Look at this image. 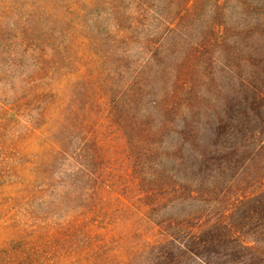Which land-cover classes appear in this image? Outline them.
Segmentation results:
<instances>
[{"label":"trees","instance_id":"obj_1","mask_svg":"<svg viewBox=\"0 0 264 264\" xmlns=\"http://www.w3.org/2000/svg\"><path fill=\"white\" fill-rule=\"evenodd\" d=\"M200 1L177 0L182 5L176 18H191L203 9ZM210 1L211 24L198 41H189L191 49L172 75L171 90L161 95L154 90L161 75L147 79L146 67L128 78L121 69L113 70L115 77L104 81L99 97L122 145H106L94 131L98 119H84L83 107L79 117L74 116L77 105L74 112L58 107L61 103L51 105L61 117L49 113L57 125L49 133L50 156L42 163L50 168L64 159L58 174L72 180L77 176L92 199V207L83 205L78 211L88 254L78 264H264V53L261 44L250 49L260 40L264 0ZM229 1L235 2L240 18L252 21L231 24V29ZM111 18L118 23L122 16ZM149 50L164 53L165 37ZM109 57L113 54L104 57L105 63ZM203 64L209 69H199ZM217 80L223 84H215ZM203 84L215 87L202 89ZM48 89L52 91L38 87L37 92L41 97ZM148 94H157L159 104L154 100L149 107ZM72 102L69 96L71 109ZM177 114L180 118L174 120ZM76 132L82 135L76 137ZM170 136L173 141L166 140ZM116 158L120 168L113 163ZM242 180L247 188L238 185ZM107 197L136 203L140 218L153 224L155 234L137 244L136 253L126 246L119 257L93 244L110 225L97 219Z\"/></svg>","mask_w":264,"mask_h":264},{"label":"rangeland","instance_id":"obj_2","mask_svg":"<svg viewBox=\"0 0 264 264\" xmlns=\"http://www.w3.org/2000/svg\"><path fill=\"white\" fill-rule=\"evenodd\" d=\"M210 2L200 1L198 7L203 9L194 11L189 19H178L182 3L177 0H0V264H78L87 259V231L79 230L85 223L78 213L83 205L92 207L87 184L77 176L72 180L68 174H58L64 159L50 168L42 163L50 156L49 133L57 125L49 113L61 117L55 104L51 105L61 103L58 107L64 105L73 112L77 105L74 116L79 117L83 107L84 119L90 115L98 119L94 131L106 145H122V135L106 118L99 97L104 81L115 77L113 70L121 69L120 74L128 78L146 67L147 79L161 75L154 90L160 95L171 90L172 75L181 70L183 56L191 49L189 41H198L211 24ZM234 4L229 1L226 12L231 29V24L246 26L245 22L252 21L240 18ZM259 12L260 40L250 49L261 44L264 53V10ZM119 14L122 19L117 23L111 17ZM174 24L176 29L171 28ZM163 37L165 52L151 53L150 46ZM108 53L113 57L105 63ZM209 67L203 64L199 69ZM215 84L223 83L217 80ZM45 86L52 91L48 89L40 97L38 87ZM209 87L213 90L215 85H202V89ZM69 96L74 101L72 109ZM154 96L145 98L149 107L154 100L159 104L157 94ZM172 117L177 120L180 115ZM115 160L120 168L118 158ZM246 184L243 180L238 183L247 188ZM109 199L101 201L105 210L97 219L103 226L110 225L92 242L104 245L111 255L120 257L126 246L136 253L137 244L155 234L153 224L140 218L136 203Z\"/></svg>","mask_w":264,"mask_h":264}]
</instances>
